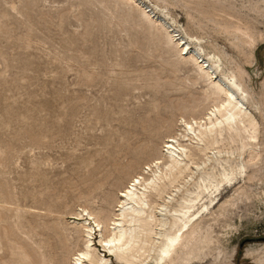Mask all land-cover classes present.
I'll use <instances>...</instances> for the list:
<instances>
[{"label": "rangeland", "instance_id": "1", "mask_svg": "<svg viewBox=\"0 0 264 264\" xmlns=\"http://www.w3.org/2000/svg\"><path fill=\"white\" fill-rule=\"evenodd\" d=\"M114 1L0 0V219L8 220H0L1 231L3 227L14 234L7 228L11 227L23 239L29 230L51 221L48 233L53 237L41 232L38 240L52 242L73 224L74 214L84 205L95 210L107 205L109 218L116 195L153 160V146L162 147L167 134L176 131L172 126L179 129L181 114L209 105L201 95L204 84L195 82L192 72L166 67L173 54L167 55L169 51L149 38L148 28L133 30L131 22H124L136 8L124 4L119 10L123 4ZM231 1L226 3L235 13L255 17L247 6L259 0H233L235 5ZM164 6L181 30L193 37L202 33L189 24L183 5ZM257 17L264 32V18ZM213 39L205 41L228 48L223 39ZM257 57L251 69L256 89L264 78V42ZM262 129L264 146V125ZM261 159L221 189L215 215L203 213V227L213 232L214 245L207 259L194 264H229L236 248V264L263 262ZM225 201L227 206L219 208ZM1 231V239L11 236ZM17 234L11 237L16 242L21 241ZM98 238L97 233L96 242ZM10 240L0 241L2 262L11 255L8 244L15 241Z\"/></svg>", "mask_w": 264, "mask_h": 264}, {"label": "bare ground", "instance_id": "2", "mask_svg": "<svg viewBox=\"0 0 264 264\" xmlns=\"http://www.w3.org/2000/svg\"><path fill=\"white\" fill-rule=\"evenodd\" d=\"M119 1L123 6L118 8L115 5V9L120 10L129 5L136 8L134 10L138 11L137 16L139 14L136 19L133 16L136 13L131 12L133 14L130 15L127 12L124 22H131L133 30L148 28L149 38L169 51L167 55L173 54V59H168L167 68H186L194 74L195 82L197 80L204 84L201 90L202 100L203 103L208 101L209 107L205 105L208 108H200L201 112L197 110L199 106L191 110L184 108L186 111L181 114L180 121L172 120L179 123V129L177 125L172 126H176V131L168 132L162 147L153 146L155 156H152L150 150L153 160L146 163L147 167L143 168V172L133 175L129 184L116 195L117 205L114 203L115 209L111 217L108 218L110 211L107 213V205H100L97 210L84 205L82 211L74 214L77 219L73 224H68L66 230L63 228L62 236L57 241L52 238V242L38 240L41 232L50 235L48 232L53 225L51 221V225L47 222L29 230L28 236L23 239H20L22 236L15 233L13 228L7 227L14 232H10L11 236L8 238L17 234L18 240H21H17L18 242L15 241L16 237L8 239L6 235L9 233L2 227L3 231H0L6 232L7 239L2 240L3 236L0 239L7 242L14 240L15 243L13 241L14 244H8L11 245L12 256L9 255V259L0 261V264L202 262L212 254L210 251L214 245L213 232L203 227V213L214 214L212 210L220 203H216V199L221 189L232 185L238 176L256 166V162L264 157V146L260 143L264 125V78L256 89L251 74V69L258 62L259 46L264 42V32L258 26L257 17L264 18V0H254L256 2L251 1L249 4L245 1L249 13H253L255 17L237 14L238 11L235 13L227 5V0ZM107 2L108 0H104V3ZM114 2L119 5L117 0ZM164 4L183 5L187 10L189 24L206 36L200 33L193 37L187 29L181 30L176 16L175 19L174 14L165 11ZM243 13L245 12L242 11L241 14ZM201 23H205L209 29H205ZM207 37L223 39L228 48L205 41ZM195 101H199V97ZM200 103L201 101L195 105ZM185 104L184 107L189 106ZM181 109L183 112V108ZM168 123L176 124L171 120ZM170 125H165V129L171 128ZM107 202L112 203L109 200ZM114 204L110 206L113 207ZM226 206L227 202L219 208ZM112 207L109 208L112 210ZM0 218L3 219L2 216ZM0 244L2 248L3 243ZM6 245L7 243L4 246ZM43 249H47V253H42ZM237 254L238 248L234 249L230 260L228 259L229 264H236Z\"/></svg>", "mask_w": 264, "mask_h": 264}]
</instances>
